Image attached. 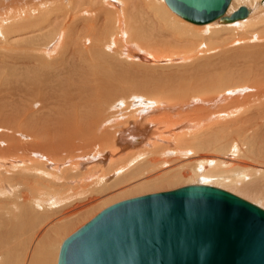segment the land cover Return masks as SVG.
Instances as JSON below:
<instances>
[{
  "label": "bare ground",
  "instance_id": "1",
  "mask_svg": "<svg viewBox=\"0 0 264 264\" xmlns=\"http://www.w3.org/2000/svg\"><path fill=\"white\" fill-rule=\"evenodd\" d=\"M141 4L184 23L165 0H0V264H49V245L91 204L169 176L222 186L264 209L256 184L264 185V0H231L225 15L248 10L232 22L185 20L190 33L238 28L230 44L260 43L253 54L216 59L182 49L179 27L170 31L180 48L162 47L166 30L137 22ZM192 57L200 63L189 78L153 74ZM187 79L227 91L199 87L186 102ZM149 167L158 173L126 185Z\"/></svg>",
  "mask_w": 264,
  "mask_h": 264
},
{
  "label": "water",
  "instance_id": "2",
  "mask_svg": "<svg viewBox=\"0 0 264 264\" xmlns=\"http://www.w3.org/2000/svg\"><path fill=\"white\" fill-rule=\"evenodd\" d=\"M230 1L165 0L194 24L247 15H225ZM57 264H264V209L204 184L127 198L70 234Z\"/></svg>",
  "mask_w": 264,
  "mask_h": 264
},
{
  "label": "rangeland",
  "instance_id": "3",
  "mask_svg": "<svg viewBox=\"0 0 264 264\" xmlns=\"http://www.w3.org/2000/svg\"><path fill=\"white\" fill-rule=\"evenodd\" d=\"M261 3V2H260ZM140 6V8L141 9H137L136 8V11L137 12H135L136 13V15L138 14V12H139V16H136L137 17V22L139 21L140 23L142 22V24H144V23H146V24H149L150 26L151 25H153V26H148L149 28H152V29H155V28H161L162 30H166V36H165V38H163V41H162V39H161V46L163 47V45L164 46H168L169 48H177V43H175V41H173V39H175V37H173V35H172V33H171V29L172 30H174L175 28L177 29L178 27H179V32L181 33V39H183V42H180V44H183V47H182V49H187V48H198V49H202V51H203V53L202 54H200L199 55V57H203V59H206L207 57H211L212 55V58H214V59H216V58H220L221 57V54H226V53H231V52H233V51H237V49H239V50H245V51H249V52H251V54H253L254 52H257L258 51V49L259 48H257L259 45H260V43H258V42H256V41H254V42H247V41H241V42H239V44H236V43H234V44H230V41H231V39L232 38H235V37H237V34L238 33H241V29L239 30L238 28H222L221 26H211L210 27V30H209V28H208V30L206 31V33H198V32H194V31H191V33H190V30H189V32H188V29H183L182 27H184L183 25H184V23L186 22L187 23V21H185V20H183L182 18V21L184 22V23H180V22H175L174 23V21H176V20H174V19H172V17L171 16H169L167 13H165L164 12V10L162 11V9L160 10V9H157L158 11H157V13H155V10H156V8L155 7H157V6H155L154 7V9H152V8H149L150 6H148V8H144V6L141 4V5H139ZM241 6H245V5H241ZM138 7V6H137ZM246 7V6H245ZM152 9V10H151ZM146 10V11H145ZM167 11L168 12H170L168 9H167ZM142 14H141V13ZM147 13V14H146ZM171 13V12H170ZM141 15H143V17L141 18L140 16ZM155 15H158V18L157 17H155ZM145 16V17H144ZM146 16H147V18H146ZM153 16V17H152ZM177 16V15H176ZM175 16V17H176ZM139 17V18H138ZM167 17V18H166ZM178 17V16H177ZM169 18V19H168ZM180 18V17H179ZM139 19V20H138ZM148 19V20H147ZM155 19V20H154ZM159 19V20H158ZM110 20H108V24H107V26H109V24H112L111 23V21L109 22ZM151 21V22H150ZM155 21V22H154ZM161 21V22H160ZM162 21H163V24H162ZM132 22L136 25V19H132ZM153 22V23H152ZM166 22V23H165ZM170 23V25L172 26L171 28L169 27L170 25H168V23ZM172 23V24H171ZM185 23V24H186ZM189 23V22H188ZM175 24V25H174ZM176 24H177V26H176ZM183 24V25H182ZM221 25H223V26H226L227 24H222V23H220ZM145 25V24H144ZM163 25V26H162ZM167 25V26H166ZM194 25V24H193ZM228 25H230V24H228ZM111 26V25H110ZM165 26H166V28H165ZM176 26V27H175ZM181 26V27H180ZM197 26H200V27H202L203 25H197ZM164 27V28H163ZM174 27V28H173ZM183 30V32H185V31H187V32H185L184 34H186V36L185 35H183L182 33V30ZM213 31H212V30ZM170 31V32H169ZM178 31V30H177ZM222 31V32H221ZM235 31V32H234ZM212 32V33H211ZM188 33V34H187ZM190 33V34H189ZM193 33V36L191 35ZM195 33V34H194ZM198 33V34H197ZM135 35V34H134ZM188 35H189V37H188ZM202 35V36H201ZM166 37H167V39H169V42L170 43H172L171 44V46L172 45H174V46H172V47H170L169 45H170V43H167V40H166ZM186 37V38H185ZM173 38V39H172ZM197 38V39H196ZM229 38V39H228ZM164 39L166 40V41H164ZM188 40V41H187ZM186 41V42H185ZM196 41V42H195ZM166 42V43H165ZM173 42H174V44H173ZM185 42V43H184ZM200 42V43H199ZM197 43V44H196ZM250 44V45H248V44ZM257 43V46H253V44H256ZM263 43V42H262ZM167 44H169V45H167ZM189 44H192V46H189ZM153 45V44H152ZM186 47H185V46ZM200 45V46H199ZM176 46V47H175ZM204 49H203V48ZM165 48V47H164ZM178 48H180L179 46H178ZM218 48V49H217ZM235 48V49H234ZM214 49V50H213ZM217 49V50H216ZM223 49V50H222ZM250 49V50H249ZM232 50V51H231ZM201 51V50H200ZM212 52V53H211ZM193 59H195V57H192L189 61H187V63L186 62H182V63H174V62H172V63H168V64H165V65H161V66H158V67H155V68H157L156 70H154L153 71V74L154 75H158L159 73H162L163 71L165 72V73H174V75L176 74V75H181L184 71L187 73V78H189V75L190 74H188V72L192 69V68H196V66L195 65H197L198 63H200L199 61L200 60H193ZM197 59V58H196ZM191 61V62H190ZM193 61H197L196 63L195 62H193ZM205 61V60H204ZM193 63V64H192ZM184 65H186V66H184ZM188 65H190L189 67H187ZM192 66V67H191ZM195 66V67H194ZM191 67V68H190ZM187 68H190V70L189 69H187ZM185 69H187V70H185ZM195 70V69H194ZM230 70H232V69H230ZM176 71H178V72H176ZM232 71H234V70H232ZM184 72V73H185ZM189 73H191V72H189ZM231 77V76H230ZM193 79V78H192ZM196 79H194L193 81H192V83L195 81ZM187 82L189 81L188 79L186 80ZM189 83L192 85V83L191 82H188V84H187V86L189 85ZM169 84H171V83H169ZM175 84V86L177 85L176 83H172L171 85L173 86ZM179 84H180V82H179ZM191 85H189L188 87L186 86V85H184V86H186V88L188 89V88H191L190 86ZM195 85V84H194ZM193 85V87L194 88H191L190 90H187L186 92H189L190 94H188L187 93V95L186 94H184V96H186V102L188 101H192V98H196V97H200L201 95L199 94H194V95H192L191 94V90L192 91H194V90H196L197 88H204L203 90H205V91H208V88H210L209 90H211L212 91V93L210 92H208V94L207 95H213V94H216L217 96L219 95L220 96V94L222 95L223 93H226V87H220V86H211V85H203V84H201L200 86L199 85H195L194 86ZM172 86H168L169 88L170 87H172ZM175 86H173V88L175 87ZM178 86V85H177ZM198 86V87H197ZM203 86H205V87H203ZM208 86V87H207ZM129 86H127L126 88L127 89H129L128 88ZM220 87V88H219ZM223 88V89H222ZM207 89V90H206ZM215 89V90H214ZM158 91L159 89H157V87H155V91ZM170 90H171V88H170ZM214 90V91H213ZM221 91V92H220ZM224 91V92H223ZM159 92V91H158ZM214 92V93H213ZM137 93V92H136ZM138 94V96H143V94H146V93H137ZM156 95V94H155ZM149 97L150 95L149 94H146L145 95V97L144 98H146V97ZM192 96V97H191ZM194 96V97H193ZM215 96V95H214ZM213 96V97H214ZM210 98H212V97H210ZM183 99H184V97H183ZM220 104H223V100H222V102L220 103ZM226 104V102L222 105V107H224V105ZM142 130V129H141ZM135 143H137L138 144V142L136 141ZM118 145V144H117ZM142 145H143V143H142ZM142 145H139V146H137V147H128V149H135V148H138V147H141ZM119 146V145H118ZM120 147V146H119ZM173 156V154H171V155H169L168 157H172ZM160 165V164H159ZM158 165V166H159ZM151 167H149V168H147V169H145V170H143L142 172H140V174L139 175H137V177L136 176H133V175H131V176H129L128 177V180H129V182H128V180H127V178L124 180L125 181V183H126V185H128V184H130V185H133V184H135V183H137L139 180H141V179H145V178H148V176L149 175H153L154 173H158L157 171H158V168H157V170H154V172H151L150 173V171H151V169H150ZM149 170V171H148ZM153 171V170H152ZM142 173H144V174H142ZM251 174V173H250ZM250 174H248V175H246V178H245V180L247 179V180H256V179H260V181H262V179L260 178V176H254V175H250ZM144 175V176H143ZM253 176V178L251 179V177ZM165 177H168V176H165ZM141 178V179H140ZM170 178V179H169ZM249 178V179H248ZM256 178V179H255ZM132 179H134V180H132ZM172 180V179H174V178H172L171 179V177L169 176L165 181H167L166 183L164 182V183H162V185H160V184H156V185H148V186H146V187H143V188H139V187H135V185L133 186V188L132 187H130L129 189H127V190H125V192L123 191V192H117V193H113L112 195H110L109 197H107L108 195H106L105 197L107 198V199H105L104 197L103 198H101L102 200H104V202H102V203H100L99 201L97 202V205H95L96 204V202L95 203H93V204H91V208H89L88 210H87V213L85 212V214H83L82 216H84V217H82V216H80V217H78V219L77 220H75V222H77V223H75V225H72L73 227H70V228H68V230H64L63 232L64 233H61L60 235H59V241L58 240H56L55 242H54V244H51V245H49V249H48V258H49V264H56V260H57V256H58V253H59V247H60V244H61V242L65 239V238H67L70 234H72L75 230H77L79 227H81L83 224H85L87 221H89L92 217H94L98 212H100L102 209H104V208H106L107 206H109V205H111V204H113V203H116V202H118V201H121V200H124V199H127V198H132V197H136V196H140V195H145V194H149V193H157V192H162V191H168V190H173V189H176V188H178V187H181V186H185V184L186 185H188V184H193L195 181H198V180H194V179H196V178H194L193 180H188V179H186L185 178V180H184V177H182V178H179V179H176V180H173V181H170V182H168L169 180ZM131 180V181H130ZM246 180V181H247ZM123 181V182H124ZM133 181V182H132ZM120 183V184H117L118 186H121V185H125V183ZM198 182H200V181H198ZM195 184H197L196 182H195ZM257 185H258V189L260 188L263 192H264V185L262 184V183H256ZM114 186V187H112L111 189H113V188H115V187H118V186ZM211 186H213V185H211ZM216 185H214V187H215ZM135 187V188H134ZM216 187H218V188H223L222 186L220 187V186H216ZM122 193V194H121ZM134 193V194H133ZM117 194V195H116ZM132 194V195H131ZM237 194V193H236ZM238 195V194H237ZM123 196V197H122ZM238 196H240V195H238ZM240 197H242V196H240ZM243 198V197H242ZM101 199H99L100 201H102ZM244 199H246L247 201H249L250 199H248V198H245L244 197ZM249 202H251V200L249 201ZM98 203H100V204H98ZM253 203V202H252ZM256 205V204H255ZM258 206V205H257ZM95 209H94V208ZM67 208H71V206H68ZM93 208V209H92ZM262 208V207H261ZM95 214H94V213ZM88 214V215H87ZM84 218V219H82V218ZM68 234V235H67ZM49 250H50V252H49ZM50 253V254H49ZM40 256V255H39ZM56 259V260H55ZM54 260H55V262H54Z\"/></svg>",
  "mask_w": 264,
  "mask_h": 264
}]
</instances>
